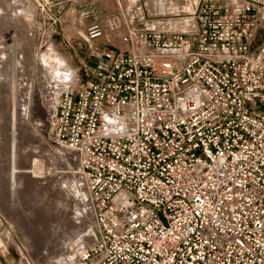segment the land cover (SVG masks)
I'll list each match as a JSON object with an SVG mask.
<instances>
[{
    "label": "built area",
    "instance_id": "obj_1",
    "mask_svg": "<svg viewBox=\"0 0 264 264\" xmlns=\"http://www.w3.org/2000/svg\"><path fill=\"white\" fill-rule=\"evenodd\" d=\"M119 7L129 51L85 66L46 115L97 226L55 264H264L262 5L195 0L191 31Z\"/></svg>",
    "mask_w": 264,
    "mask_h": 264
},
{
    "label": "rangeland",
    "instance_id": "obj_2",
    "mask_svg": "<svg viewBox=\"0 0 264 264\" xmlns=\"http://www.w3.org/2000/svg\"><path fill=\"white\" fill-rule=\"evenodd\" d=\"M140 1L147 5L148 16L160 28L191 31L192 17L186 10L193 8L195 0ZM254 1L264 10V0ZM126 3L127 0H0L2 264H55L97 240L86 189L75 173L76 161L49 139L46 115L55 88L46 77L43 61L57 70L52 78L57 83L62 81L59 94L70 84L77 87L84 79L85 66L98 61L106 50L128 52L129 47L122 41L125 31L120 27L119 7ZM93 24L102 27L103 36L88 41V28ZM59 197L64 205L57 206V211L63 210L66 216L55 227L61 236L54 243L45 241L32 248L20 235L17 220L5 210L32 200L43 208H54Z\"/></svg>",
    "mask_w": 264,
    "mask_h": 264
},
{
    "label": "bare ground",
    "instance_id": "obj_3",
    "mask_svg": "<svg viewBox=\"0 0 264 264\" xmlns=\"http://www.w3.org/2000/svg\"><path fill=\"white\" fill-rule=\"evenodd\" d=\"M43 65L45 66V69L47 70V74H48V76H46L47 79L50 81V83L52 85H54L55 89L53 91V94L58 95V90L60 88H62L63 85L60 84L62 81L60 83H57L54 81L55 79L53 80V78H52V73L57 72V70H55L53 68V66H50L49 62H47V60L43 61ZM56 75H58V74H56ZM61 77H62V75H61ZM66 77H67V74H66ZM17 146L15 145V154H16L15 156L16 157H17ZM22 149H24V148H22ZM16 160H17V158H16ZM34 186H36V185L34 184ZM58 199H57V201H55L57 203V205L54 208H52V207L51 208H48V207L43 208V206L35 203L32 200L31 203H28L26 205H23V204L13 205V206H10L9 209H7V207H6L7 210L4 209L5 212H8V215L10 218H15L17 220V222L19 224L18 225V231L20 232V235L24 238V240H26L29 243V245L32 248L39 246V244L41 242H45V241L48 243L49 242L54 243L56 241V239L61 236V235L59 236V233L55 229V227L56 226L58 227V225L62 224L64 222V220H66V216H65V213L63 210H61L60 213H58V211H57V206H60V205L63 206L64 205V202L61 201L60 197ZM68 217H69V215H68ZM67 220H68V218H67Z\"/></svg>",
    "mask_w": 264,
    "mask_h": 264
},
{
    "label": "crops",
    "instance_id": "obj_4",
    "mask_svg": "<svg viewBox=\"0 0 264 264\" xmlns=\"http://www.w3.org/2000/svg\"><path fill=\"white\" fill-rule=\"evenodd\" d=\"M210 1V0H209ZM224 1H226V0H224ZM236 0H232L231 2H229V3H233V2H235ZM228 3V2H227Z\"/></svg>",
    "mask_w": 264,
    "mask_h": 264
},
{
    "label": "water",
    "instance_id": "obj_5",
    "mask_svg": "<svg viewBox=\"0 0 264 264\" xmlns=\"http://www.w3.org/2000/svg\"><path fill=\"white\" fill-rule=\"evenodd\" d=\"M261 32H262V34H264V30H262Z\"/></svg>",
    "mask_w": 264,
    "mask_h": 264
}]
</instances>
